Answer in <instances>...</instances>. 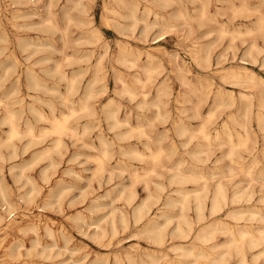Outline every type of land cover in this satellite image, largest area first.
<instances>
[{
  "label": "rangeland",
  "instance_id": "rangeland-1",
  "mask_svg": "<svg viewBox=\"0 0 264 264\" xmlns=\"http://www.w3.org/2000/svg\"><path fill=\"white\" fill-rule=\"evenodd\" d=\"M104 1L84 0L91 7L90 13L95 18L94 24L100 27L104 34V39L109 44L107 59L105 60L107 78L105 82L99 81L95 84L96 97L92 102L96 109L101 110L104 105L103 102H106L109 97L114 96L123 104V110H121L120 116L125 117L127 111L131 113L129 121L128 123L120 124L115 129H111L110 124H113V120L108 121L103 117L100 121H97L87 113H79L80 115L77 114L71 117L69 121L71 126L77 128L78 133L69 132L63 136V145L59 149H53L49 154H41L47 145H54L56 135L41 134L44 126L45 128L50 127L51 122L42 118L39 112L41 111L46 116L53 118L54 115H61L63 112L70 113L71 109L76 108L77 105V102H68L66 104L64 101V96L68 94V82L60 79L59 73L55 72V66L57 62L61 61L64 65L63 69L71 74V70L75 67L78 68L80 64H74L72 61L66 60L65 56L72 54L74 48H82L84 45L77 43L74 39L78 35L76 26L70 25L67 37L63 39L60 30L42 21V16H47L46 4L49 0H40L36 4H22L14 3V0H0V98H4L8 103V107L16 111L17 117L20 118L22 129H26L30 124H33L36 134L38 133L37 135H40L38 138H33V136H30L24 131L21 135L22 137L20 136L10 140L8 138L10 125L2 122L5 108L3 105H0V187H5L11 194L13 193L14 199H19L24 194L33 192L31 194L33 201L29 204L24 203L23 210L21 208L12 210L11 206L3 204L0 193V213L4 217L0 222V264H114L117 255L125 257L127 251L144 254L152 250V248L168 251L171 255H175V252L169 246L179 240L172 239L165 246H155L150 242L149 237L141 232L144 227V222H135L134 216H132L133 206L129 205L126 201V196L132 183L131 170L136 168L143 170V167H152L154 163H152L151 157H147L142 161L138 156L131 153H127V155L122 154L121 145L126 147L132 144L142 151H146L147 147L145 143L148 139L136 130L132 132L133 135H127L128 138L118 139L116 135L118 132H128L138 126V124L143 125L144 129L149 133V136H151L150 138L154 140L152 142V148H156L159 144L157 140L163 138L161 142L167 150L163 158L165 159L167 154L175 153L174 160L181 159L182 157L189 158L188 151L194 148L198 141L205 143L203 136L197 133L198 137L191 140L188 146H185L184 142L188 141L194 132L188 131L182 137L173 129L172 121L178 119L177 116L183 111V107L192 106V103L187 101V97L196 99L193 95H188L185 98L178 96L181 91L188 88L181 84L176 73L172 70L173 66L169 60L171 58L170 55L173 53H177L180 58L187 60L191 67L190 77L198 83L200 88L207 89V80H209L213 81L211 90H216L219 85H223L236 92V105L219 109L214 118L207 120V128L212 132L215 131L216 127L221 128L223 121L229 118V114L232 112L236 113L240 108L238 118L229 119L231 127L233 126L232 128L236 131H234V139L238 141L237 133L239 131L244 132L245 129L237 121L238 119L245 120V116L243 115L244 110H246L245 105L249 103L250 107H247L249 110L247 127L252 132V139L249 144L251 146L256 140L257 147L251 153L247 152L245 148L236 149L234 157L238 158L240 155L247 156V158L260 157L261 161L255 167L254 171L257 172L259 168L264 169V155L259 149L264 141L263 133L260 131L256 117L254 116V112L258 110V95L262 87L252 83H225L221 79V71L217 70V67L227 68L238 65L241 61L240 58L244 57L250 62V67L264 79V39L256 33L252 35H236L234 39V34L232 33H228L223 37H221L218 31H214L210 35L204 34L208 29L219 28L220 23L224 21H228V29L230 30L243 21L245 24L242 28L245 29L247 25L252 24L256 16H237L230 20L229 18L233 14L232 10L227 8L224 11L223 9L217 14V22L207 20L206 24L201 26L200 24L198 25L199 22L197 20L191 21V24L197 29L191 36L187 35L186 29L188 27L184 25V20L179 17H174L171 21H168V25L166 22L162 23L161 21V24H155L152 27L149 37L145 40L141 39L140 33L142 31L141 28L144 26L143 22L139 23V27L134 36L122 35L113 27L112 31H108L106 29L107 25L102 18ZM250 1L252 3L258 2L257 0ZM64 3H66V0H59L58 5L53 8V11L57 12L56 22L62 27L67 23L62 7ZM216 4L220 3L213 1L209 9L215 11ZM155 10L164 14L165 17L170 16L168 13L170 8L161 9V7L156 6ZM263 11L264 5L262 6ZM70 13L75 14L76 12L70 10ZM108 14L114 16L111 12H108ZM151 17L153 18V15ZM163 33L167 39L164 38L159 43L154 44L153 38ZM192 39L213 42V66L203 69L193 61L189 51L192 46ZM119 40L128 41L129 46L134 48L153 50L162 59L164 64L163 69L155 72L156 78L154 82H150L144 89H150L149 98L154 100L156 95L155 84L159 80L168 78L172 93L167 107L171 111V117L167 118L166 121L164 119L158 120L155 117L158 111L156 105L151 103L146 107H139L138 101L142 98L141 92H138L134 99H131L126 93L116 94L115 90L116 88L119 90L120 83L115 82V76L111 69V57L119 50ZM253 41H256L259 45V49L254 53V56H257L256 62H253L252 58L246 55L247 49ZM143 57L144 55H142ZM94 61L95 58L92 59L91 63ZM81 65L86 66L87 64L82 62ZM116 65L121 69H125L123 65ZM29 68L33 69V74H36L41 79L42 84L31 85L28 83L27 79L29 77L32 78L33 75L31 71L27 72ZM138 70L142 73L141 77H146L142 68H138ZM203 71L205 72L203 73ZM91 75L92 73L90 71H85V73L81 74L80 92L71 95L73 100L78 101L77 97L84 90V86ZM18 76L19 83L16 81ZM129 78H132V76ZM28 84L30 87H28ZM136 88L139 91L143 89L140 83L137 84ZM239 91L251 92L255 96L246 102L244 99H241ZM21 99L23 100L21 101ZM209 102L210 100L202 108L203 117H206V113L210 108ZM22 103L24 104L23 108L21 107ZM144 112L145 115L139 116L140 113ZM190 113L192 114L191 110L187 111L186 115H191ZM182 114L185 115V113ZM202 120L204 119L193 117L185 118V122L191 128H197ZM85 125H90L88 132L85 134L79 133L83 131ZM167 128H169L168 132L170 136L165 137V130ZM98 133L103 134L107 139L109 142L108 149L111 150V155L106 160V165L103 169H99V163L96 159V155L100 153L97 147L99 145ZM173 141L177 146L176 150L171 145ZM89 145L90 147H88ZM212 147V149L207 148L202 152L203 156H206V154L211 155V159L207 162V165L202 166L208 171L211 170V166L217 164L216 159L221 157L230 146L226 145L220 148L217 144ZM120 159L124 161L120 162ZM219 164L225 169L233 168V179L229 182L225 179V182L228 183L229 194H232L233 190L238 187L254 193L250 200L242 201L241 203H231L228 207H240L244 205L247 208L254 204H260L259 199L264 195L263 180L261 178H257L258 176L256 175L254 176L256 179L252 180L248 172L245 169H240V165L233 163L229 157H224ZM167 170L165 167H158L157 171L164 174L157 175L154 173V175L151 173L152 175L148 179L150 180L153 191L161 183L165 186L168 185L165 189L166 194L172 193L177 195L172 189L176 187V184L170 185V172ZM163 171H167V173ZM217 179L218 177L210 180V190L214 189V184ZM158 183L159 185H157ZM201 184H198V186H201ZM186 186L188 188L196 187L191 182L187 183ZM135 189L138 192V201H141L148 194V191L144 188L143 181L138 182ZM212 193L210 191L208 197L212 196ZM190 198L194 199V195L191 194ZM13 207H15V204ZM178 207L174 210L173 214L179 212ZM154 211H158L157 207ZM189 213L194 215L193 210H190ZM247 215H250V213H247ZM217 216L228 220L231 224H235L236 222L235 219L226 216L225 213ZM5 217L16 220L21 224H26L29 218H33L34 221L39 223L38 230L20 231L15 225L7 226L8 221ZM111 221L112 223L113 221L114 223L116 222L115 225L119 229L117 230L118 232L114 233ZM161 221H164L163 218ZM248 222L254 223V227L263 225L257 221L249 220ZM174 223L175 221L167 229L172 230ZM48 225L51 227L52 233L45 229ZM225 239L226 235L220 234L215 242H222ZM213 243H199L197 250L205 249L208 252L220 251V247L212 248ZM134 245L137 246L133 247ZM158 250L156 252H159ZM248 256L251 260V252H248ZM236 262L237 257H232L228 264H236Z\"/></svg>",
  "mask_w": 264,
  "mask_h": 264
},
{
  "label": "bare ground",
  "instance_id": "bare-ground-1",
  "mask_svg": "<svg viewBox=\"0 0 264 264\" xmlns=\"http://www.w3.org/2000/svg\"><path fill=\"white\" fill-rule=\"evenodd\" d=\"M39 1L40 0H14V3L36 4V2ZM213 1H217L220 3L216 4L215 11L209 9L210 4ZM257 1L258 2L252 3L250 0H105L102 18L104 23L107 25L106 29L108 31H112L113 27L120 34L126 36H134L137 28L139 27V23L143 22L144 26L143 28H141L142 31L140 33L142 37L141 39L146 40L149 37L152 27L155 24L166 22V24L168 25V21H171L174 17H179L180 19L182 18L184 20V25L188 27L186 29L187 35L191 36L197 30L191 24V21L197 20L199 22L198 25L200 24L201 26L206 24L207 20L217 22V14H219L223 9L225 11V9L229 8L233 12L231 18H229L230 20L236 18L237 16L251 17L255 15L256 18L253 19L252 24L247 25L245 29L242 28V26L245 24L243 21L236 25L232 30L228 29V21H224L220 23L219 28L208 29L204 33L205 35H210L214 31H218L221 37L227 35L228 33H232L234 34V39L236 35H252L256 33L264 39V11L262 12L264 0ZM58 3L59 0H49V2L46 4L47 16H42V21L44 23H49L51 24V27L60 30L62 32L63 39H66L67 37L69 26H76L78 35L74 39L77 41V43L84 46L82 48H74V52L72 54H67L65 56L66 60L72 61L74 64H80L78 68L75 67L71 70V74L63 69V62H57L55 66V72L59 73L60 79L66 80L68 82V94L64 96V101L66 102V104L68 102H77V105L76 108H70V113L63 112L61 115H54L53 118H50V116H46L41 111L39 112L42 118L51 122L50 127L45 128L44 126V130L41 131V134L56 135L54 145H47V147L42 150L41 154H49L53 149H59L63 145V136L68 134L69 132L75 134L78 133L77 128L71 126L69 121L71 117L77 114L80 115L79 113H87L97 121H100L103 117L108 121L113 120V124H110L111 129H115L122 123H128L129 116L131 114L127 111L125 117L120 116V112L121 110H123V104L114 96L109 97L106 102H103L104 105L101 110H98L94 107L92 101L96 97L95 84L99 81L105 82L107 78L105 60L107 59L109 44L104 39V34L100 27L94 24L95 18L93 14L90 13L91 7L89 3L84 2V0H66V3L62 5L67 20V23L64 27L56 22L57 12L53 11V8L56 7ZM156 6L161 7V9L170 8V10L168 11L170 16L165 17L164 14L155 10ZM70 10H73L76 13L71 14L72 12L70 13ZM108 12L113 13L114 16H110ZM151 15H153L154 19L151 17ZM164 33L155 36L153 38V43L157 44L162 39L166 38ZM192 41V46L190 47L189 51L193 61L203 69H207L213 66V42H203L199 39H192ZM19 42H21V40H19ZM118 46V52L111 57V69L113 70L115 76V82L120 83L119 90L117 88L115 90L116 94L126 93L131 99H134L136 98L137 93L141 92L142 98L140 99V101H138L140 105L139 107L143 108L151 103L153 105H156L158 107V111L155 117L158 120L164 119L166 121L167 118L171 117V111L167 107L170 100V95L172 93L168 78L159 80L155 84L156 95L154 100L149 98L151 92L150 89H144L150 82H154L156 78L155 72L161 71L164 67L159 54H156L153 50L150 49L144 50L142 48H134L132 46H129L128 41L123 40L118 42ZM258 49L259 45L256 41L251 42L250 46L247 49L246 55L250 56L253 62L257 61V56L255 57L254 53ZM142 55H144L143 58ZM170 57L171 58L169 61L172 63L173 72L176 73V76L180 80L181 84L188 88L184 91H181L178 96H183L185 98L188 95H193L196 97V99L187 97V101L191 102L192 106L183 107V111H181L180 115L177 116L178 119H174L172 121L173 129L182 137L188 131L194 132L192 136H190V139L184 142L185 146H188L191 140L198 137L197 133L203 136V138L205 139V143L198 141L195 144V147L188 151L190 155L189 158L182 157L181 159L174 160L175 153L167 154L165 159L163 158L165 152L167 151L166 147L161 142V140L163 141V138H159L157 140L159 141L158 146L156 148H152V142L154 140L153 138H150L151 136H149V133L144 129L143 125L138 124V126L134 127L128 132H118L116 133V135L118 139H124L128 138L127 135L129 134L133 135L132 132H134V130L139 131L141 135L147 137L148 139L145 143L147 150L142 151L132 144L126 147L121 145V153L124 155H127V153H131L138 156L140 159H142V161L147 157H151L150 159L152 163H154L152 167H143V170L140 168L131 170L132 183L130 184L129 192L126 196V201L129 205L133 206L132 216H134L135 222H144V227L141 232L147 235L150 242L155 246H165L167 245V242L172 239H178L179 241L169 246V248L175 252L174 256L171 255L168 251H163L161 249L158 250L156 248H152V250L144 253L146 257L142 253L136 254L132 251H127L125 257L117 255L114 264H228L232 257H237L236 264H264V195L259 199L260 204H254L253 206L247 208L244 205L240 207H228L231 203H241L242 201L250 200L253 197L254 193L247 191L244 188L238 187L233 190L232 194H229L230 192L228 193L227 186L228 183L225 182V179H227L228 182L233 179V168L231 167L229 169H225L219 164V162L222 161L224 157H229L233 163L240 165V169H245L246 172H248V174L251 176L252 180L256 179L254 177L256 175L258 176L257 178H261L263 180L264 186V169L259 168L257 172L254 171L255 167L259 165L261 161L260 157L255 156L247 158V156L242 155H240V157L238 158L234 157L236 149L245 148L247 152L251 153L257 147L256 140L251 146L249 144L252 139V132H250L249 128L247 127V118L249 116V110L247 109V107H250V105L249 103H246L245 105L246 110H244L243 114L245 116V120L238 119L237 121L239 125H242V127L245 129L244 132L239 131L237 133L238 141L234 139L235 129L232 128L233 126L231 127V122H229V119L238 118L240 108L236 113L232 112L229 114V118L223 121L221 128L216 127L215 131L212 132L207 128V120L214 118L219 109L237 104V95L235 90L226 88L223 85H219L216 90H211L213 81L209 80H207V89L200 88L198 86V83L190 77L191 67L187 60L184 58H180L177 53L171 54ZM93 58H95V61L91 63ZM240 59L241 61L238 65L230 66L227 68L217 67V70L221 71V79L225 83H252L258 84L260 85V87H262V90L258 95V110L254 112V116L256 117L260 131L263 133L264 139V79L250 67V62L246 58L242 57ZM82 62H85L87 65L82 66ZM116 64L123 65L125 69L119 68V66H117ZM138 68L143 69L146 77H141L142 73L138 70ZM29 71H31L32 74L34 73L32 68H29L27 72ZM85 71H90L92 75L84 86V90L80 93V95H78V101L73 100L71 98V95L80 92V76L82 73H85ZM204 72L205 71H203V73ZM131 76L132 78H129ZM27 80L31 85H39L41 83V79L36 74H33L32 78L29 77ZM16 81L19 83V76ZM138 83H140L141 88H143L140 89L141 91L136 88ZM29 84L28 87H30ZM239 95L241 99H244L246 102L250 101L252 97L255 96L254 93L245 91H239ZM22 100L23 99H21V101ZM151 100L154 102H152ZM209 100L210 108L206 113V117H203L202 108L204 104ZM0 105H3V107L5 108L2 122L8 123L10 125V129L8 132V138L10 140L20 137L24 133V131H26L30 136H33V138L40 137V135H37L38 133L36 134V130L33 124H30L26 129H22L20 118L17 117L16 111L8 107V103L4 98H0ZM21 107H24L23 103L21 104ZM189 110L192 111V114L190 113L191 115H186L187 111ZM182 113H185V115H183ZM143 115H145V112L139 114V116ZM187 117L203 118L204 120L199 123L197 128H191L185 122V118ZM89 127L90 125H85L83 131H80L79 133H87ZM168 131L169 128L165 130V137L170 136ZM98 139L99 145L97 147L99 148L100 153H97L98 155H96V159L99 163V169H103L105 168L106 160L109 159L111 155V150L108 149L109 142L103 136V134L98 133ZM217 144L220 148L226 145H229L230 147L224 154H222L221 157L216 159L217 164L215 166H211V170L208 171L202 166L207 165V162L211 159V155L206 154V156H203L202 152L207 148L212 149V146ZM171 145L173 149L176 150L177 146L174 141L171 142ZM92 146L94 147V145ZM88 147H90V145ZM259 149L264 155V141ZM123 161V159H120V162ZM158 167H165L168 169L167 171L170 172V185L176 184V187L172 189L177 195L172 193L166 194L165 189L166 187H168V185L165 186L161 183L160 185L158 183V188L153 191L148 177L152 175L151 173L163 175L164 173L157 171ZM167 171L163 172L167 173ZM216 177H218V179L215 181L214 189L210 190L209 182L211 179H214ZM140 181L144 182V188L148 191V194L141 201H138V192L135 189V186ZM190 182L194 183L196 187L188 188L186 184ZM200 183H202L201 186H198V184ZM210 191H212L213 193L212 196L208 197V193ZM0 193L2 196L3 204L11 206L12 210L15 208H21L23 210L24 203L29 204L33 201V196H31L33 192L30 194L28 193L29 195L24 194L23 197H19V199H14L13 193L11 194L8 189L1 186ZM191 194L194 195V199L190 198ZM14 204L15 207H13ZM177 206H179V212L177 214H173ZM156 207L158 211H154ZM190 210L194 211V215H191L189 213ZM221 213H225L226 216L235 219V224H231L228 220L217 216ZM247 213H250V215H247ZM162 218L164 221H161ZM3 219V214L0 213V222ZM5 219L8 221L7 226L15 225L20 231H36L39 227V223L37 221H34L33 218H29L26 224H21L16 220L7 219L6 217ZM249 220L255 222L257 221L259 223H262L263 225L260 227H254V223L248 222ZM124 221L126 222L125 219ZM174 221L175 223L173 229L168 230L167 228H169ZM115 223L114 221L112 223L114 233L118 232L117 230H119L117 229ZM45 229L52 233V229L49 225L46 226ZM220 234H225L226 239L222 242H215ZM211 242H214L212 248L220 247L222 250L220 249V251L214 252H208L207 250L205 251V249L200 251L197 250L199 243L207 244ZM136 246L137 245H134L133 247ZM157 250L159 252H156ZM248 252H251V260L248 256ZM190 258L192 259L190 260Z\"/></svg>",
  "mask_w": 264,
  "mask_h": 264
}]
</instances>
